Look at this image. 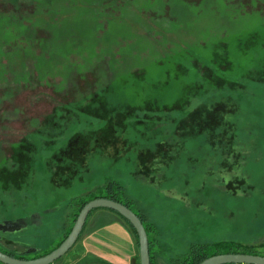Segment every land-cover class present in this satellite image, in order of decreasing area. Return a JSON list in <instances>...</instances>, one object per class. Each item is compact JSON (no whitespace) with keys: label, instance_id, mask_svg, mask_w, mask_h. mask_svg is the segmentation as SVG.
Masks as SVG:
<instances>
[{"label":"rangeland","instance_id":"obj_1","mask_svg":"<svg viewBox=\"0 0 264 264\" xmlns=\"http://www.w3.org/2000/svg\"><path fill=\"white\" fill-rule=\"evenodd\" d=\"M185 91L175 116L136 122L147 164L169 156L155 181L130 171L144 152L124 160L131 147L110 137L71 183H55L49 157L73 136H99L102 101L168 106ZM220 101L236 108L225 116L234 137L218 126L214 137L192 134L197 107ZM211 114L201 122L220 116ZM223 178L242 182L227 191ZM109 179L151 221V256L182 260L201 245L264 251V0H0L1 245L25 259L54 249L73 226L74 201L104 194ZM77 242L51 264H71Z\"/></svg>","mask_w":264,"mask_h":264},{"label":"trees","instance_id":"obj_2","mask_svg":"<svg viewBox=\"0 0 264 264\" xmlns=\"http://www.w3.org/2000/svg\"><path fill=\"white\" fill-rule=\"evenodd\" d=\"M219 84V82H217ZM191 87V88H190ZM188 87L186 90H192L193 85ZM196 89H200L202 91V95L205 94V92L207 91V89H205V87H197ZM193 94V93H191ZM185 99L184 101H179V100ZM187 99V100H186ZM190 100L188 93L185 91V93L183 94V96L181 98H178L175 102H173L171 105H155L157 103H152L153 100L151 101H144L141 105H128L127 103L123 102V101H118L117 106H112L109 108H105V102H103V106H100V108L102 109V113L100 116H104V119L107 120L106 124H104L103 126H101L102 128H99V136L96 137H91L90 134L85 133L82 137L78 135L73 136L72 138H70L66 144L65 147H62L60 149H58L55 154L56 158L55 160H53L51 162L50 157L48 159L49 163V168L52 170V175L54 177V175H56V178H54L55 183H57V185L61 186V184L63 185L64 183L67 184L69 181L71 183V179L74 177L76 171L79 169V167L85 162L86 163V159L88 158V156H90V153H93L94 155L97 154V151H99L97 148L98 147H93V144L96 146V142L102 138V140H106L109 139L111 141H114L116 138H122V141H124L126 148H130L131 150L125 152V157L124 160H128L130 159V156L132 157L133 155H131V153L133 152H137V151H142L144 152L142 155V158H140V160H136L133 157L131 158L130 162H132V164L134 163V169L130 170L133 171L134 174L139 175L145 179H154V181L158 178L160 174L159 170H163V166L159 165L158 162H164V163H169V156L166 155V152H163L162 150L160 151L161 157L160 158H156L155 161H150L151 164L153 165L152 168L147 164V162L145 161L146 156L145 154L149 151L150 149V144L149 142H143L144 139H141V137L139 135L136 134L137 132V121H140L142 124H146L145 127L151 128L152 125L156 124L157 121H155L154 119L150 118L153 116H158V117H162V116H175V112L178 111L179 109L182 108V104L187 103ZM106 103L107 100H106ZM140 107V108H139ZM236 108L234 106V104H231L229 102H217L215 104H206L204 106V108L198 106L197 110H196V115H200V116H195V120L193 122V124H196L199 126L196 129H193L194 127H192L193 132L192 134L198 133V134H204L202 136H213V129L214 127L218 126L216 129H219V131H217V133L219 134H223L222 136H224L225 138H229V140H231L234 137V127L233 125H229L228 123H226L227 121L229 123L232 122V120H230L229 118L227 119L225 116H232L233 113L235 112ZM220 114V116H208V118H210L208 121L205 120V122H201V118L204 119V115H212L211 113H215L216 114ZM111 113V114H110ZM133 116H149V119H133ZM112 119V120H111ZM200 119V120H199ZM222 120V121H221ZM161 121V120H159ZM204 121V120H203ZM231 121V122H230ZM219 122H221V125H215L218 124ZM215 130V129H214ZM88 132V131H87ZM207 132V133H205ZM230 132V133H228ZM212 133V134H210ZM172 138L175 139L174 136H171ZM77 140H83L82 145H74L75 141ZM88 140V141H87ZM176 140V139H175ZM145 141V140H144ZM215 141V139L213 140ZM91 143V144H90ZM75 146V147H74ZM141 148V149H140ZM144 148V149H143ZM93 149H96V151H94ZM54 152V151H53ZM129 155V156H128ZM34 158L35 156L32 157L31 162H34ZM57 159V160H56ZM126 163H128L127 161H125ZM84 163V164H85ZM55 166V167H54ZM163 168V169H162ZM151 171L152 173H150L149 171ZM165 170V169H164ZM61 172H65V176L61 175L64 173ZM57 181V182H56ZM11 184V183H10ZM9 184V185H10ZM18 185L19 187H22L23 183L22 182H15V185ZM64 184V185H65ZM53 185L55 186V184L53 183ZM0 191L5 193V191H3V187H6V185L1 184L0 185ZM3 186V187H2ZM67 186V185H66ZM102 186H105L106 190L104 191V194L101 195H93L92 197H90L89 199H81L80 196H78V200L74 201L73 204H77L78 205V209L77 212L74 214L72 222L74 223L75 218L78 214V212L80 211V209L82 208V206L89 201L91 198H96V197H106V198H110L113 199L115 201H118L126 206H128L130 209H132L130 207V203L128 199H123L117 191L122 192L123 191V186L116 181H113L112 179L107 180L106 183H103ZM68 187V186H67ZM61 188V187H60ZM90 192V191H88ZM72 201V202H73ZM97 209H103L106 210L110 213H112L113 215H115L121 222H123L125 225H127L130 230L134 233L135 237H136V241L138 244V237L136 234L135 229L133 228V226L131 225V223L124 218L122 215H120L117 211H114L112 209L109 208H104V207H99V208H93L87 215V218L91 215V213ZM133 210V209H132ZM134 211V210H133ZM135 212V211H134ZM140 219L142 220V223L144 224L146 231H147V235H148V242H149V255H150V261H151V254H150V244H151V240L148 234V230H149V225L144 223V220L146 219V217H144L143 214L139 213V212H135ZM87 218L85 220V223L81 229V232L79 233V236L81 235L86 222H87ZM78 236V238H79ZM77 238V240H78ZM76 240V241H77ZM215 245V244H213ZM58 244L55 246L57 247ZM217 247H207L205 245H201L197 248H195L194 250H191L190 253L188 255H186L182 260L177 259V258H173L172 259V264H197L200 261H202L203 259H205L206 257L213 255V254H218L219 252L216 251ZM0 251L13 256V257H17V258H24L25 257L23 255H18L13 253L12 251H10L9 249H7L6 247L3 246V244L1 245L0 243ZM51 251V250H49ZM49 251L40 254L44 255L46 253H48ZM228 252H242V253H251V254H260V255H264L263 251H256V250H251V251H228ZM59 259V258H58ZM1 263V262H0Z\"/></svg>","mask_w":264,"mask_h":264},{"label":"crops","instance_id":"obj_3","mask_svg":"<svg viewBox=\"0 0 264 264\" xmlns=\"http://www.w3.org/2000/svg\"><path fill=\"white\" fill-rule=\"evenodd\" d=\"M97 211L78 238V254L71 264H140L138 244L130 228L112 213ZM159 224L161 230L168 229L164 220ZM172 259L155 253L150 264H172Z\"/></svg>","mask_w":264,"mask_h":264},{"label":"water","instance_id":"obj_4","mask_svg":"<svg viewBox=\"0 0 264 264\" xmlns=\"http://www.w3.org/2000/svg\"><path fill=\"white\" fill-rule=\"evenodd\" d=\"M109 208L126 218L136 231L140 264H150L148 235L140 217L128 206L106 197H96L87 201L78 212L73 226L63 241L48 253L36 258L24 259L10 256L0 251V262L3 264H51L63 256L75 243L85 223L88 213L93 208ZM197 264H264V255L227 252L213 254Z\"/></svg>","mask_w":264,"mask_h":264},{"label":"flooded vegetation","instance_id":"obj_5","mask_svg":"<svg viewBox=\"0 0 264 264\" xmlns=\"http://www.w3.org/2000/svg\"><path fill=\"white\" fill-rule=\"evenodd\" d=\"M223 184L225 186V189L227 191H236V186L238 184H240L242 182V179L241 178H234V179H226V178H223Z\"/></svg>","mask_w":264,"mask_h":264}]
</instances>
